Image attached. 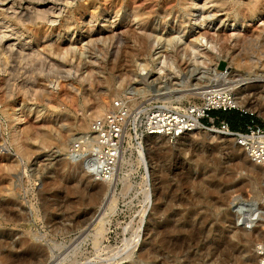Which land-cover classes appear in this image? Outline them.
Returning a JSON list of instances; mask_svg holds the SVG:
<instances>
[{
  "label": "rangeland",
  "instance_id": "374dc122",
  "mask_svg": "<svg viewBox=\"0 0 264 264\" xmlns=\"http://www.w3.org/2000/svg\"><path fill=\"white\" fill-rule=\"evenodd\" d=\"M83 1L65 6L54 25L40 22L31 33L18 24V18L5 19L0 8V32L6 26L14 27L19 35L24 33L28 37L26 41L32 38L35 48L44 44L51 48L42 56L13 62L16 68L13 78L18 89L10 100L0 89V264H51L61 253H66L84 227L98 215L108 186L102 180L78 177L71 162L65 159L71 142L101 115L94 112L97 103H104L105 112L113 99L128 96L134 107L163 102L184 108L202 101L199 92L203 87L221 84L225 71L235 80L264 79V0H210L208 12L200 8L205 0H197L193 12L187 9L191 0ZM15 2L18 9L36 3L33 0ZM256 3L258 8L252 12L251 6ZM95 5L98 10H93ZM209 12L215 14L213 19L197 27L194 21H201L204 13ZM228 23H236L237 27L230 28ZM104 27L107 30L115 27L120 35L112 36V31L106 32ZM98 28L104 32L98 36L89 34ZM207 28L212 30L214 46L207 45L203 39L190 58L183 55L186 43ZM238 31L240 36L231 35ZM145 32L165 37L181 32L186 43L171 46L162 41L161 57L154 61L151 55L154 49L147 43ZM70 45L80 55L81 64L78 65L79 59L71 60L73 71L79 69V76L74 73L67 80L61 77L63 72H52L50 66L67 61L63 51ZM146 63L148 66L144 69L142 64ZM57 79L56 89L49 83ZM33 82L35 86H31ZM69 82L78 90L71 89ZM39 84L47 86V91H42ZM251 103V108H240L241 112H237L247 113L264 123L260 113L264 111V101L258 95ZM18 116L20 120H16ZM85 119L88 126L81 128L79 124ZM156 145L152 150V167L156 172L152 181L153 189L156 188L154 202L147 201L150 185L144 183L145 168L138 162L140 154L134 145L126 152L123 166L118 168L117 205L115 212L107 217L108 234L103 245L117 251L140 226L144 224L146 230L139 247L117 264H145L142 254L158 246L157 227L172 222V215L177 211L195 219L191 236L196 264H211L218 257L217 247L224 242L232 244L234 251L226 264H243L244 260L252 259L254 245L233 242L234 237L231 242L225 241V238L231 239L233 232L227 222H222L223 217L228 219L227 207L232 196L239 194L250 199L263 196L259 183L263 176L244 161L243 149L239 150L235 141L227 137H218L210 143L198 131L170 143L160 140ZM94 191L101 193L96 202L92 201ZM260 203L261 200L256 201L257 206L263 205ZM158 204L160 207L155 210ZM182 222L175 221V224ZM57 227L68 228L70 232L65 236L55 235ZM238 227V234L244 238L264 235L263 220L255 229ZM50 239L62 242V246L55 247ZM24 243L38 247L30 248ZM77 258L78 264L87 259L103 264L106 255L104 251L97 252L90 241H84Z\"/></svg>",
  "mask_w": 264,
  "mask_h": 264
},
{
  "label": "bare ground",
  "instance_id": "6f19581e",
  "mask_svg": "<svg viewBox=\"0 0 264 264\" xmlns=\"http://www.w3.org/2000/svg\"><path fill=\"white\" fill-rule=\"evenodd\" d=\"M33 1L36 2L34 6L26 7L24 9H18V7L16 6L15 0H0L1 12L4 14L5 19L7 18L10 20L11 18H18L19 19L18 24L23 26L24 27L23 29H25L26 32L31 33L33 28L35 27V25L39 24L40 22H42L44 24L54 25L59 20V17L62 16V14L64 12V7L73 5L78 0H60V2H62L63 4L58 3L59 1H56V0H33ZM84 1H86V3L95 2V0H84ZM210 2H211L210 0H205L204 3L200 6V8L206 9V11L208 12L207 9L209 7H211V6H208V4ZM18 3H20V2H18ZM196 5H197V0H191V3H189V5L187 6L188 11L193 12V10L197 8ZM92 8H94L93 10H98V7L96 5H95V7H92ZM257 8H258L257 3L254 4L253 6H251L252 12L256 11ZM217 15H220V14H217ZM107 16L108 15H105V18ZM214 16H215L214 13H210V12L208 14L204 13L201 21L195 20L194 24H197V27L201 28V26H202L201 22H203V23H205L207 21L209 22L210 20L213 19ZM106 20L113 21V20H111V18H108ZM115 21L116 20H114V22ZM27 23L31 24V26L27 27ZM228 25L230 26V28L231 27H233V28L237 27L236 23H228ZM6 27H7L6 30L4 29L3 31L0 32V89L4 93V95L6 96V99L10 100L13 97V93H14L15 89L18 87V83H16V81L13 78V75H14L13 71H14V69H16L15 64H13V62H15L17 59H20V58L23 59L25 57L34 58V57L42 56V54H45L44 51L50 50L51 48L49 47L48 44H44V46H41V48H39V47L35 48V46L32 44V38H31V40L26 41V38L28 39V37L23 36L24 35V33H22L23 31L20 32L22 34L19 35L18 29L14 28V27L8 29L9 26H6ZM110 27H112V26H110ZM104 28H105L104 31H106L107 30L106 27H104ZM114 28L108 29L106 32L112 31V36H119L120 32H118V30H116V28L115 29ZM104 31L100 30L99 28L98 29H92L89 32V34L97 35V34L103 33ZM211 31L208 28L205 29V31L200 36L191 39L189 43L185 42L186 41L184 39L185 34L182 35L181 32H179L177 34H175L173 32L172 35H169L168 37H165L164 35L159 34V33L155 34L152 32L151 33L145 32V38L147 40V43L154 49L153 54H151L154 61L157 59V57H159V56L161 57V55H160L161 50H159L161 47H159V46L162 43V41L163 42L166 41V44L167 45L169 44L171 46H176L177 43H179V44L186 43L187 45L185 46V48H183V49H185V52H183V55H188V57L190 58L192 51L193 52L197 51V47L199 44L203 43V41H202L203 39H206L205 41H206L207 45H209L211 47L214 46L213 45V39L211 37V34H212ZM214 31L215 30H213V32ZM240 32L241 31L233 32V33H231V35H233L234 37H237V36L241 35ZM12 36H14V37H12ZM187 50H189V52ZM58 51H60V50H58ZM57 53L59 54V52H57ZM63 55H64V57H66L67 61H65V63H62V62L52 63L50 66V69L52 70V72L53 71H58V72L60 71L61 73L63 72L64 76L62 75L61 77H64L67 80H71L72 76H74V73H76L77 76H79L78 75L79 69L75 70L77 72L73 71L74 65L72 64V61H71L72 59L76 58L77 60L79 59L78 65L81 64L80 55L77 53L75 48L72 45H70L68 48H66V50L63 51ZM233 59L235 60L237 58L234 56ZM28 61H30V60H28ZM17 64H18V62H17ZM158 64H159V62H158ZM33 65H35V64H33ZM142 65H143L144 69L148 66L147 63L142 64ZM46 68H47V66H46ZM50 69H49V72H50ZM21 70H22V68H21ZM19 72H20V70H19ZM61 73H59V74H61ZM222 77H223V81H227L229 83H232V86H233L234 91H235V103L238 107L246 108V109L251 108L252 99L254 98V96L256 97L258 95L264 101V79L263 78H262L263 81L258 80L257 78H255L254 80H249L248 78H244V77L242 79H236L235 80V78L233 76L231 77L230 74L227 77H224V76H222ZM53 79H55V78H53ZM22 82H25V81H22ZM255 82H258L259 84H256ZM27 84H29V83L27 82L26 85ZM69 84L71 86V89H73L75 91L78 90V88L76 86H74L72 84V82L71 83L69 82ZM49 85L51 87H56V89H57V87L59 86L58 79L50 81ZM31 86H35V83L34 82L31 83ZM259 87L261 88V91L257 92L256 90ZM40 88L42 89V91H47V89H48L47 86H45L43 84L40 85ZM194 89L195 88H192L191 90H194ZM254 90L256 91V93ZM199 94H203L202 91L199 92ZM104 110H105L104 103L99 102V103H97L96 109L94 112L97 114H103L102 112H104ZM4 113L6 115H8V114L10 115V113H8L5 110H4ZM260 113L264 116V111L263 112L260 111ZM20 119H21L20 116H18L16 118V120H20ZM79 125L81 128H87L88 121L85 119L84 121L80 122ZM196 131H198V133H200V134L205 135V137L207 139H209L210 141H214L219 137L217 135V133L213 132L212 130H206L205 131L204 129H201L200 127H198V128H196ZM186 136H189V135H187V134L183 135L180 137V139H183ZM160 140L164 141L165 143H170L169 138H167L163 135L155 134V135L147 136L143 140L142 144H140V145L138 144L139 146L137 147V145L133 144L131 142L130 138H128L126 141L124 150H123V154H122V157L120 160V164L118 166V168L120 166H123V164L127 160L126 159V152L128 151V149H131V147H133L132 145H134L133 148H135L137 151L139 150V153L143 151L144 156H140L138 158V162L142 163L144 168H145L144 183L146 185H148V187L150 185V193H149L150 195H149V198L147 199V201L150 200L151 202H154V200L156 199V198L154 199V191L156 192V188L153 189V182H152L154 180L153 176L156 173L154 167H152L153 163H154L152 150L157 146L156 144ZM237 147L239 150H240V148L242 149V147H240L239 145H237ZM158 148H160V147H158ZM66 155H68V157L65 159H67L71 162V164L74 168V173L75 174L77 173L76 175H78V177L79 176H81V177L85 176V177H89L90 179H93L95 181L97 180L95 175L92 173V171L85 168L84 163L80 158H74V156L70 155L69 152H67ZM244 161L245 162L248 161L250 163V167L254 168L259 173L262 174L263 177L259 179L260 180L259 183H260V188H261L260 191L263 192V196H259V198H257V199H252V198L250 199V198L242 197L239 194L232 196V198L229 200V205L227 207L228 208L227 209L228 210L227 211L228 219L225 220V218L223 217L222 222H223V224H225L227 222L228 229L233 232L231 239L225 238V241L231 242V240H233L232 238L234 237V240L236 239V241H233V242H243V243H247V244L252 243L254 245L253 253H252V259L244 260L243 264H258L259 257H258L256 248H257V245L262 241L264 235L262 237L261 236L251 237L249 235H245V236H247V238H244V237H242V235L238 234V232H240L239 231L240 228L238 227V225H239L238 222H239V213L240 212H243L245 210H250L254 207H257L261 212L260 221H262L264 219L263 218V216H264V168H262L261 166H259L255 162H253L248 157V155L246 153H245ZM130 164H131V162H130ZM123 179H125V177ZM102 181L106 183L109 191H106L104 193V197H103V200L101 202L100 211H99L98 215H96L93 222H91L89 225L84 227V231L80 234V236H78L75 239V242L72 245H70L69 249L66 250V253H61L60 255L58 254L59 257L57 259H55L51 264H64V262H67V260L69 261V263H66V264H78L79 260L77 258V255L81 250V243L84 241H90V243L93 245V247L96 249L97 252H101V251L105 252L106 259L105 260L102 259L103 264H117L119 260L126 259V258L130 257L131 254L136 249V247L139 245L140 239L142 237H144V231L146 230V227L143 224V226H140L138 228V230L133 235V237L130 240H127V243L123 248L115 251V249L111 248L110 245H103V240L105 239L106 235L108 234L107 233V231H108L107 224H108L109 220L107 219V217L111 213H114L115 209H116V205H117L116 204V199H117L116 198V195H117L116 187H117L118 181H120V180L118 179V176L116 175L112 186H111L110 182H108L106 180H102ZM121 181L123 182L122 179H121ZM100 197H101L100 191H94L92 193V201L93 202L98 201V199ZM257 200H261L262 203H260V204H263V205L262 206L259 205L260 207L257 206V204H256ZM1 204H2V202H1ZM159 207H160V205L158 204L155 207V210H157ZM171 221L172 222H167L166 224H163V225L157 227V230L159 231L158 232V246L153 247V248H148L142 254L141 260L144 261L145 264H151L154 262H156L157 264H196L197 260L195 258L194 251L192 250V245H193L192 243H193L194 237L191 236V233H193V227L195 224V219L194 218H186V216L181 215V211H177L176 213H173ZM173 221H174V223H173ZM175 221H178V222L183 221V222L180 224H175ZM220 221H221V219H220ZM142 223H144L143 219H142ZM244 230H250V229H244ZM55 231H57V233H58L55 235H62V236H65L67 233L70 232V230L68 228H64V227L62 230L57 227L55 229ZM44 236H46V235H44ZM41 238H42V236H41ZM50 240L54 242L55 247L59 248L60 246H62V242H57L56 240L54 241L53 239H50ZM24 244L30 248L36 249L38 247V245L34 246L33 244H27V243H24ZM49 247L52 248L51 245ZM217 251L219 252L218 257H217V259H214L211 264H226L228 262V260L234 256L233 246H232V244L229 245L228 242L227 243L224 242L223 244H220L217 247ZM115 252H116V255H114ZM56 253H57V251H56ZM211 253H212V249H211ZM69 255L70 256L72 255L73 258L70 259ZM51 259H52V257H51ZM90 260L91 259H87L86 262H83L82 264H97L98 263V262L97 263L91 262ZM99 264H101V263H99Z\"/></svg>",
  "mask_w": 264,
  "mask_h": 264
},
{
  "label": "built area",
  "instance_id": "2783aa9c",
  "mask_svg": "<svg viewBox=\"0 0 264 264\" xmlns=\"http://www.w3.org/2000/svg\"><path fill=\"white\" fill-rule=\"evenodd\" d=\"M222 75L227 77L229 73L225 71ZM202 93L201 102L184 108L163 102L134 107L128 96L117 97L103 114L92 120L87 131L71 142L68 152L80 158L97 180H106L112 186L128 138L137 147L147 136L155 134L173 142L200 127L212 130L219 137L232 138L253 162L264 168V123L251 116L243 127L233 129L222 116L212 114L240 111L232 83H212L203 87ZM139 154L144 156L143 151ZM260 217V210L254 207L240 212L238 223L244 229H255ZM256 251L258 264H264V237Z\"/></svg>",
  "mask_w": 264,
  "mask_h": 264
},
{
  "label": "trees",
  "instance_id": "16d2710c",
  "mask_svg": "<svg viewBox=\"0 0 264 264\" xmlns=\"http://www.w3.org/2000/svg\"><path fill=\"white\" fill-rule=\"evenodd\" d=\"M222 117L230 124L233 129L241 128L245 125L247 120L250 118L247 113H239L236 111V115H227L226 113H221Z\"/></svg>",
  "mask_w": 264,
  "mask_h": 264
},
{
  "label": "crops",
  "instance_id": "0c3cea01",
  "mask_svg": "<svg viewBox=\"0 0 264 264\" xmlns=\"http://www.w3.org/2000/svg\"><path fill=\"white\" fill-rule=\"evenodd\" d=\"M220 113H224V114L226 113L227 115H231V114L236 115V111H228V112L213 111V112H212L213 115H220V116H221Z\"/></svg>",
  "mask_w": 264,
  "mask_h": 264
},
{
  "label": "water",
  "instance_id": "95a60500",
  "mask_svg": "<svg viewBox=\"0 0 264 264\" xmlns=\"http://www.w3.org/2000/svg\"><path fill=\"white\" fill-rule=\"evenodd\" d=\"M208 141H209L210 143H213V141H210L209 139H208Z\"/></svg>",
  "mask_w": 264,
  "mask_h": 264
}]
</instances>
